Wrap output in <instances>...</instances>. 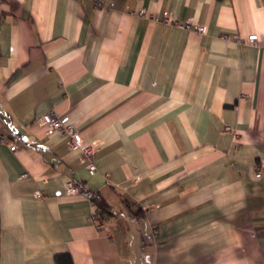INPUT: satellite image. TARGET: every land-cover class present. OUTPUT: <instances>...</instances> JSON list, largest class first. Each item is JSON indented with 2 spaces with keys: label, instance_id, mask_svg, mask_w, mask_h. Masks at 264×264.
Wrapping results in <instances>:
<instances>
[{
  "label": "crops",
  "instance_id": "obj_1",
  "mask_svg": "<svg viewBox=\"0 0 264 264\" xmlns=\"http://www.w3.org/2000/svg\"><path fill=\"white\" fill-rule=\"evenodd\" d=\"M263 46L264 0H0V264H264Z\"/></svg>",
  "mask_w": 264,
  "mask_h": 264
},
{
  "label": "built area",
  "instance_id": "obj_2",
  "mask_svg": "<svg viewBox=\"0 0 264 264\" xmlns=\"http://www.w3.org/2000/svg\"><path fill=\"white\" fill-rule=\"evenodd\" d=\"M96 3L100 4L99 1H97ZM163 20L169 22L171 20L170 15L168 13H165ZM178 24L186 29L198 31L199 33H206L208 30L207 25L194 23L193 21L190 20ZM245 40L256 45L259 44L258 35L255 33L248 35V37ZM37 122L44 128L45 132L48 135L56 132L66 133V135L68 136V143L70 148L74 151L80 152L81 159L83 162L86 163L89 174L93 175L96 172V164L94 161V157L101 147L98 140L96 139L89 141L85 140L82 134L80 133L79 129L75 125V123L70 119L68 115H58L49 112L41 115L37 119ZM10 148L12 150H16L17 146L15 145V143H11ZM256 175L260 176L261 171L258 170ZM66 186L69 193L72 194L81 193L94 203L95 209L92 214V219L98 222L99 226H102L105 217L103 211L95 201L94 191L90 189L87 186V184L77 183L71 179L67 181ZM36 195L39 198L45 197L42 191H38Z\"/></svg>",
  "mask_w": 264,
  "mask_h": 264
},
{
  "label": "trees",
  "instance_id": "obj_3",
  "mask_svg": "<svg viewBox=\"0 0 264 264\" xmlns=\"http://www.w3.org/2000/svg\"><path fill=\"white\" fill-rule=\"evenodd\" d=\"M95 201L103 212H111L110 206L99 194H95ZM55 264H75L70 252L58 253L54 257Z\"/></svg>",
  "mask_w": 264,
  "mask_h": 264
}]
</instances>
